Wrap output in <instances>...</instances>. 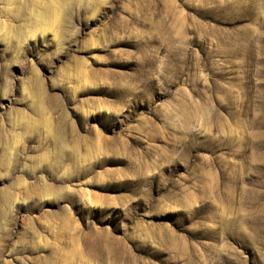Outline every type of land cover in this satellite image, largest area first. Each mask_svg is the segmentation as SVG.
I'll return each instance as SVG.
<instances>
[{
  "label": "rangeland",
  "instance_id": "obj_1",
  "mask_svg": "<svg viewBox=\"0 0 264 264\" xmlns=\"http://www.w3.org/2000/svg\"><path fill=\"white\" fill-rule=\"evenodd\" d=\"M62 1L0 0V264H264V0Z\"/></svg>",
  "mask_w": 264,
  "mask_h": 264
},
{
  "label": "bare ground",
  "instance_id": "obj_2",
  "mask_svg": "<svg viewBox=\"0 0 264 264\" xmlns=\"http://www.w3.org/2000/svg\"><path fill=\"white\" fill-rule=\"evenodd\" d=\"M49 4L47 7H46V11H52V13H41V12H38L36 15L38 17V19H40V21H44L43 23V27H41L42 29L45 28V29H49V28H53L54 26L57 27V25L59 23H62V21L65 19L63 18V14L62 12L65 10L64 9V6H63V1L62 0H48ZM44 12V11H43ZM38 19H36V21H39ZM39 21V23H40ZM38 24V23H37Z\"/></svg>",
  "mask_w": 264,
  "mask_h": 264
}]
</instances>
